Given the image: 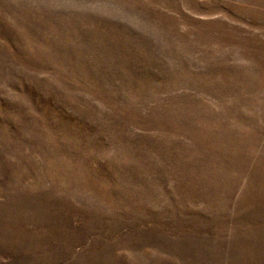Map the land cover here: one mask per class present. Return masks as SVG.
Listing matches in <instances>:
<instances>
[{"label": "rangeland", "instance_id": "obj_1", "mask_svg": "<svg viewBox=\"0 0 264 264\" xmlns=\"http://www.w3.org/2000/svg\"><path fill=\"white\" fill-rule=\"evenodd\" d=\"M0 264H264V0H0Z\"/></svg>", "mask_w": 264, "mask_h": 264}]
</instances>
